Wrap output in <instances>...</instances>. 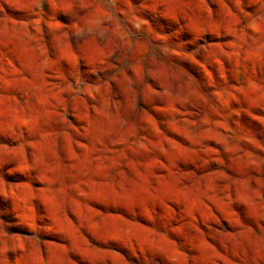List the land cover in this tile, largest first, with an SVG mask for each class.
I'll return each instance as SVG.
<instances>
[{
  "label": "rangeland",
  "instance_id": "obj_1",
  "mask_svg": "<svg viewBox=\"0 0 264 264\" xmlns=\"http://www.w3.org/2000/svg\"><path fill=\"white\" fill-rule=\"evenodd\" d=\"M0 264H264V0H0Z\"/></svg>",
  "mask_w": 264,
  "mask_h": 264
}]
</instances>
